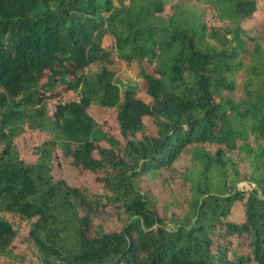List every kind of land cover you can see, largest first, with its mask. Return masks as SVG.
<instances>
[{"label": "trees", "instance_id": "1", "mask_svg": "<svg viewBox=\"0 0 264 264\" xmlns=\"http://www.w3.org/2000/svg\"><path fill=\"white\" fill-rule=\"evenodd\" d=\"M0 264H264V1L0 0Z\"/></svg>", "mask_w": 264, "mask_h": 264}, {"label": "rangeland", "instance_id": "2", "mask_svg": "<svg viewBox=\"0 0 264 264\" xmlns=\"http://www.w3.org/2000/svg\"><path fill=\"white\" fill-rule=\"evenodd\" d=\"M52 6H54V4H52ZM118 81L120 82V85H123L124 87H126L127 85H130L132 87L139 88L138 79L134 76V74L130 70H127L125 68H122L119 71ZM141 97L147 102L151 100V98L146 95L141 94ZM106 114L107 113L104 110H96L95 112V116L99 120H102L106 116ZM239 210H240V205L237 204L235 206V214L237 215V217H239Z\"/></svg>", "mask_w": 264, "mask_h": 264}]
</instances>
